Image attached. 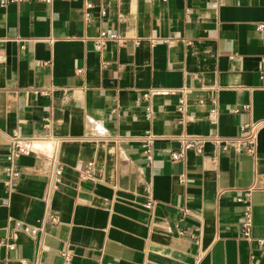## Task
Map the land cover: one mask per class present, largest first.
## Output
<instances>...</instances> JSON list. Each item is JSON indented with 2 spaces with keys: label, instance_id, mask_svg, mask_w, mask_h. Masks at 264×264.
I'll return each instance as SVG.
<instances>
[{
  "label": "crops",
  "instance_id": "crops-1",
  "mask_svg": "<svg viewBox=\"0 0 264 264\" xmlns=\"http://www.w3.org/2000/svg\"><path fill=\"white\" fill-rule=\"evenodd\" d=\"M0 264H264V0L0 5Z\"/></svg>",
  "mask_w": 264,
  "mask_h": 264
},
{
  "label": "built area",
  "instance_id": "built-area-1",
  "mask_svg": "<svg viewBox=\"0 0 264 264\" xmlns=\"http://www.w3.org/2000/svg\"><path fill=\"white\" fill-rule=\"evenodd\" d=\"M21 1H25V0H0V5L2 6L9 2H21ZM162 1H166V0H162ZM101 13H103V11H101ZM262 26H263L262 24L259 25V27H262ZM109 38L116 39V41L121 42V39L115 33H109V32H106L105 30H101L93 41V48L96 51L100 52L104 48L105 41ZM76 72L80 74L82 70L79 68V69H76ZM145 96H147V94H145ZM259 123L260 122L257 121V122H252V123H244L242 125L241 128L243 130H246V134L241 138L239 144H237L239 149H246L248 151H251L250 144L253 143L255 131ZM146 139H147V142H150V139L148 137ZM200 143H201L200 139L189 140V139L183 138L182 139L183 147L179 150L178 153H173L171 157L173 159L178 158L181 155L183 149L189 148V147H197L200 145ZM31 148H32V138L24 137L16 133L9 136L8 152L5 157L6 163L4 166V171L7 175V180H6L7 183L12 184L14 183V181H16L19 178L20 173L17 167V162H16L17 157L20 154L29 153L31 151ZM61 171H62V168L59 165L55 169V174L59 175ZM83 174L84 175L88 174V168H86L83 171ZM153 203L154 201L152 199H148V201L146 202V205L148 207H152ZM45 218L51 223L57 222V217L54 213H48L45 216ZM39 229L40 227H37V226L35 227L24 226L23 227V230L31 235H35ZM242 233L245 236H248L250 233V218L248 214L245 216V221L243 222ZM8 247L11 248L12 245L10 244L8 245ZM61 255L65 263H68L70 261L71 253L69 250L65 249L61 253Z\"/></svg>",
  "mask_w": 264,
  "mask_h": 264
}]
</instances>
